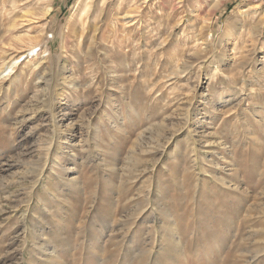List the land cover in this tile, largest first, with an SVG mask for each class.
<instances>
[{
    "label": "rangeland",
    "instance_id": "374dc122",
    "mask_svg": "<svg viewBox=\"0 0 264 264\" xmlns=\"http://www.w3.org/2000/svg\"><path fill=\"white\" fill-rule=\"evenodd\" d=\"M0 264H264V0H0Z\"/></svg>",
    "mask_w": 264,
    "mask_h": 264
},
{
    "label": "bare ground",
    "instance_id": "6f19581e",
    "mask_svg": "<svg viewBox=\"0 0 264 264\" xmlns=\"http://www.w3.org/2000/svg\"><path fill=\"white\" fill-rule=\"evenodd\" d=\"M33 53H34V48H31L29 51V55H31ZM21 57H22V55L19 56L18 58L16 57L17 59L13 63L6 65L5 69L2 71L3 76L9 74L15 68V66L19 63Z\"/></svg>",
    "mask_w": 264,
    "mask_h": 264
}]
</instances>
